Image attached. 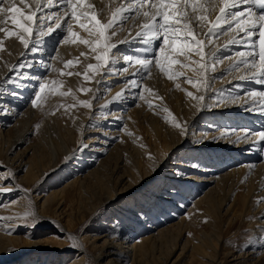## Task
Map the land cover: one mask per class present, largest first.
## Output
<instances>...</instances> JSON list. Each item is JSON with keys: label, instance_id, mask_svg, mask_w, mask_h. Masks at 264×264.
<instances>
[{"label": "bare ground", "instance_id": "bare-ground-1", "mask_svg": "<svg viewBox=\"0 0 264 264\" xmlns=\"http://www.w3.org/2000/svg\"><path fill=\"white\" fill-rule=\"evenodd\" d=\"M16 1H19L20 5L27 4L31 9L35 8V0H25V3H21V0ZM91 1L96 11L99 13H97L98 16L102 13V6L108 5L110 2V0ZM123 1H125V4L128 2V0ZM44 2L45 1L41 0L42 5ZM53 3L55 5L56 0H53ZM24 8L26 11L23 12L26 14L29 13V7ZM45 10L48 11L49 14L58 11L57 7L46 8ZM215 14H218V12ZM109 16L110 15L100 19L102 22L107 23L111 18ZM7 18V15L0 14V20ZM212 18H214V16L210 15V19ZM9 23V21L6 25L0 23V27L6 26L11 30L12 27ZM66 23L67 20H64L63 23H61V29H55L49 35L40 39L38 38V40L42 39V47L35 53L30 50L29 52H27V50L25 51V48L18 39L13 37V39L7 40L6 35L0 32V40H7L4 42L5 45L12 42V47L15 49L9 53V55L5 54L7 52L4 50L0 51V169H5V172H2L3 174L1 173L0 177V192L2 193L1 197L3 200L20 190L22 191L21 195L24 192L27 194L30 193L28 191L29 189L22 187L23 183L31 186L30 191H33V189L37 190L33 187L35 181L38 179H36L38 173L36 174L34 170L38 167H43V164H45V162H43L44 159L41 157L36 160L30 159L26 161L25 166L27 165V169H25V175H23L20 183L15 182L16 180H14V178L24 168L23 162L25 160L24 156L26 150L19 151L17 156L15 155L14 159L10 161L8 153L12 151L14 147L21 145V142L25 140L26 136L29 134L26 133L27 129L25 128L30 126L32 121L34 122L38 116L31 107L24 113L26 118L24 117L20 122L16 123V126L10 128V139L8 138L5 140L2 130L3 127L9 125L15 118L13 117L14 112L18 114L21 106L27 103L26 99L28 93L36 87L35 83L40 79L37 75L42 76L46 74L47 71H50L48 74V81L57 80L62 77L61 73L66 74L69 71L80 73V75L76 74V76L81 80L85 73H87L90 79L93 76V72L88 71L87 66L97 63L95 60V53H93L88 46L79 43L72 44L69 42L65 44L63 40H61L55 61L51 63V69L48 63L47 65L43 64L45 65L44 67L35 65V63L38 62V60H34L36 57H39V59L47 57L50 51L53 50L56 45V38L58 37L56 35H60L62 32L64 37L67 35V33L62 30ZM139 23H142V21L135 22L130 20L124 24V31L120 32L121 30H118L115 41L113 39V42L117 43V49L113 50L114 53H116V57L121 53H124L121 54L123 56L139 55L143 57L145 55L143 51H140L145 46L138 42L139 38H137L136 41L132 39L135 37L136 31L139 30ZM73 30L78 32L83 38H88L87 33L75 23L73 25ZM129 33H131V36H129ZM126 37L129 39V43L120 44L119 41ZM200 38L205 39L208 45L205 49L206 53L210 50L215 51L216 56L221 58L233 54L232 59L225 58L217 63L219 65L218 67H220L218 70H214L215 72L211 71V74H205L209 81L206 90L198 91L195 87L188 84L181 87L179 91L176 88L175 93H173L171 92L172 86L177 83L181 84L182 81L180 79L169 80L155 67H152L150 76L147 79H143L139 74L140 66L129 64V62L123 60L115 65L110 64V66L116 69L113 73H108L107 69H102L100 74L104 73L105 78L103 80L99 78L100 74H95L93 82L91 81L93 83L92 91L87 98H89L92 106L94 105L96 107H94L96 111H92V115H90L91 112H89L87 116L78 117V122L74 126L76 128L75 132L77 133L74 134L66 130L62 134L61 132L58 134H52L50 132V148L47 154L50 158L48 159V164H45L43 173L46 170H53L56 173L64 172L67 167V162L72 160L71 167H78L75 170V175H77L78 178L67 182L66 186L75 185L80 181V177L82 178L83 176L80 174L81 171H85L93 166L95 161H99V157L108 152V147L112 143L114 144L117 142V144L114 145L115 148H112L116 150L118 146V148L126 147L131 141L130 143L134 146L138 160H136L137 157H135L136 159L134 158L135 160L132 161L133 164L131 166L133 171L130 170L128 173V171L125 170L122 173L123 176L119 177L118 183L138 184L136 187L128 188L129 191L125 192L127 195H131L141 187H146L148 193H156L157 195H155V198L157 201L159 199L157 202L159 207L158 210L154 211V208H152L156 204V199L153 197V200H151V197L149 202L147 201L145 205H142L139 211H137L138 213L134 214V217H138L139 219L143 218V225L139 226L138 224L139 227L137 225V227H134V220L129 219L124 225L125 233L119 232L116 238L114 234L109 233L108 230L102 231L103 234L99 237L104 238V240L101 245L97 246L96 256L90 255L86 251V248L81 247L80 252L83 254L81 258L87 257L89 263L100 264L104 259H108L105 264H116L118 261L127 263L128 259L133 257V262L131 264H144L145 260L147 261L149 257V252L152 251L151 247H154L155 243L160 240V238L157 239L156 235L158 234H150L152 229L161 222L165 223L167 219L168 221L169 219L172 220L175 215L176 217L177 215L179 216L181 211H183V207H185L189 201L214 182L217 183L216 186L211 187L202 196L198 197L193 206L189 209V211H192L191 215L194 214V218L196 217L195 224L200 222L207 215L211 218L214 216L218 220L219 226H221L222 223H226V220L227 223H229L239 218L241 220L239 223L243 221L242 223L247 225V229H249L251 234L250 237H252V242L247 244L248 246L246 245L242 250L251 252L249 254H255L258 252L256 251L257 248L264 247V151L260 150L264 147V142L259 141L258 138L242 139L237 142V137L250 135V132L247 130L259 128L264 124V115H261L256 110H250L252 106L257 103V100H253V98L247 95L251 90H264V85L253 83L248 78L240 79L241 76L245 75L247 69H240L235 73L233 71L229 72L233 65L240 59L235 56V53L244 50L239 44L228 45L226 48L225 44L230 39V36H218L214 38L211 43H208L207 37L202 31L200 33ZM155 43L156 46H158L160 42L156 41ZM151 55L152 53L149 52V58H151ZM180 59L183 60L184 58L180 57ZM192 59H199V57H193ZM42 60H45V58ZM69 61L73 62L75 70L70 67H65ZM76 61H79L80 65L76 64L75 66ZM21 63L25 65L31 64L32 67H24L23 69H15L14 71L15 66ZM53 68L55 71L52 70ZM124 68H127L128 71H123ZM216 68L217 67H215V69ZM177 70L185 71L186 76L192 77L193 79H204V77H199L192 71L179 69L178 66ZM223 70L229 72L228 75L222 78L221 81L218 80L213 90L208 92L212 84L211 78L219 76L220 72ZM117 71L121 72L119 76H117ZM21 72H23L24 75H21ZM9 73H13L10 76L11 79H8ZM34 73L36 76L32 77ZM213 73H215V76H211ZM158 76H161L160 79L163 81V93L161 96L153 95L154 92L151 94L143 91L145 87L152 89V87L155 86L153 80L157 82L160 80ZM132 79L140 81L142 86L131 87L127 82ZM67 80L73 81V79ZM89 80H87V83ZM214 81H217V79ZM183 83L186 84L187 82L183 81ZM78 84L80 85L81 83L79 82ZM75 89L77 90L73 85L74 92L76 91ZM119 92H123L124 95L117 101L114 98ZM187 92H192L194 96L204 95L205 99L198 105L196 100L186 94ZM172 94L176 95L178 100L175 102V110L170 109L169 111L167 106L171 105L169 104V98L172 97ZM51 95L52 93L48 96ZM141 95H143L144 99L139 98ZM236 96H240L241 98L233 103L232 100ZM62 97L59 99H62ZM70 97L72 96L70 95ZM54 101H57V99ZM135 103L136 106L132 108V105ZM75 104L76 103H74V105ZM150 105H154V107H150ZM165 109L168 111H165ZM10 110L14 112L11 113L9 112ZM110 111H112V113ZM169 112L175 117V120L172 119V116H169ZM157 120L161 121L163 126H160ZM145 121L148 125V128H146L147 131H144L145 129L141 125V123ZM176 124H180L181 127H177ZM121 126L122 129L119 131ZM190 126H196L199 130L198 133L194 128L190 129ZM235 126H238L239 129L237 130ZM201 134H203L202 137ZM82 136H86L83 140V144L81 143ZM117 136L119 139H116ZM189 144L193 145L190 147L188 146ZM82 145H86V147H82ZM136 155L133 154V156ZM99 162L96 168L97 172L100 171L99 169L102 167V160ZM193 165H197V167H193ZM228 168L231 169L226 171L227 173L224 174L225 176L220 175L222 171ZM68 169H70L69 166L67 167V170ZM8 172L11 173L12 178L10 181L6 182ZM126 172L127 174H125ZM68 173L70 172L65 173V179L66 176L70 175ZM225 182L230 183V189L237 188L238 190L242 188L240 186L248 182L249 185L247 184V186L249 188L246 192L252 191L251 193H253V195L248 193V196H240L242 202L239 205V209L235 207V205H237L235 201L236 198L235 200L233 199L234 201L226 208V213L229 212L228 214L231 215L230 218H228V215L226 220L222 218V208L224 204H227L228 200H226V197L222 196L220 191V188L224 187L223 185ZM161 186H164L163 189ZM160 188L162 189V193L160 192L161 194L159 195L156 191ZM64 190L65 189H58L52 191L48 196L47 193L40 196L45 198L40 211L38 213L35 212L36 220L43 216V212L53 209L52 203L56 201L55 199H57L59 194ZM249 195H251V198L253 196V199H250ZM7 208V213H2L3 210L0 209V262L6 264H30L29 261H26L31 258L30 256L22 258L23 255L21 254H11L16 242L34 244L29 238L20 240L13 235V233H17L19 230L18 225L20 224L21 217H24V215L30 211V208H26L25 204L16 208L14 203ZM143 211H147V213L145 214ZM191 215L182 216L180 223L188 220ZM134 229H137V233L145 232L148 235L142 236L131 246L129 238L133 235ZM163 230L161 231L164 232ZM259 234H261V236ZM213 238L214 239L209 238L208 235H204V232L198 243L194 242L191 238H187V242L182 246L179 256L173 263L211 264L209 263V261H211L210 259L215 258L217 255L219 257L225 255L221 252L219 247L221 245V238L217 236ZM107 239H109L110 242H115L116 248L111 249V246L107 245ZM169 239L171 240V237H169ZM115 240L121 242L119 243ZM162 241L160 240V242L156 244L160 245ZM122 243H129L128 247L131 246V250L133 247L132 254L129 253L131 250L125 251V249L122 248ZM168 245L166 251L161 250L160 254L156 256V260H158L160 264H168L173 255L172 252L178 247L176 240L170 241ZM128 247H126V249H128ZM117 248L119 250H117ZM123 249L124 251H122ZM207 249L210 250V252H208ZM186 252H188V259H185V261L181 260L187 256ZM79 255L80 254L77 256ZM243 258H245V256ZM82 260L83 259L75 260L71 264L81 263ZM245 261L238 262V264H252L245 263ZM221 262V260H214L213 264H221ZM254 264L259 263L257 261V263Z\"/></svg>", "mask_w": 264, "mask_h": 264}, {"label": "rangeland", "instance_id": "rangeland-1", "mask_svg": "<svg viewBox=\"0 0 264 264\" xmlns=\"http://www.w3.org/2000/svg\"><path fill=\"white\" fill-rule=\"evenodd\" d=\"M42 1H45V0H42ZM18 2L19 1H16V0H4V3L0 6L7 8L8 6H10V4H16V6L21 8L22 11H26V9L24 8L25 5H20V2L19 3ZM89 2L91 4H93L91 0H89ZM94 2H97V0ZM122 2L124 3L125 1H123V0H110L108 5L102 6V13L104 15L101 13V15H99L98 17L104 18L108 15H110L109 17H112V14L116 11V8ZM23 9H25V10H23ZM46 12H48V11H46ZM4 15L8 16L7 19L10 22L9 23L10 26L12 27L11 30H13V31L18 30L19 31V29L15 28V26L11 23V15L12 14L6 13ZM63 21H61V23H63ZM55 22H56V20L54 17V19H52V21H50V23L52 25H55ZM122 31H124V29H122L120 32H122ZM117 33H118V31L116 32V34ZM62 34H63V32L60 35H56V36H58L56 38V43H55L56 45L54 46L53 50L50 51V53H49V55H47V57H43L41 59H39V57H36L34 59V60H38V62H36L35 65H37V66L39 65V67H42V66L44 67L45 65H43V64L47 65V63H48L50 65V69H51V67H52L51 63H54L55 58H56V53H57L59 46L61 44V40L64 37V34L63 35ZM115 36L112 38V40L114 39V41H115V38L117 37V36L116 37ZM38 38L40 39V37L35 35V34L32 37L33 40H38ZM6 39L8 40L11 38L6 37ZM7 40L4 41V39H3L4 42H6ZM9 44H6V45L4 44L5 46H3V50L5 52H7V53H5V52L4 53L7 55H9V53H11L13 50H15L14 47H12V42H10ZM25 51H26V49H25ZM27 52H29V50H27ZM121 54H124V53H121ZM121 54L116 57L117 63H120L121 61L124 60L123 59L124 56ZM232 56H233V54L232 55L231 54L226 55L225 57L222 58V60L225 58H228V57H232ZM44 58H45V60H42ZM76 64L80 65V62L78 61V63H77V61H76L75 66H76ZM218 66L219 65L216 63L215 67H217V68L215 70H218L220 68ZM70 68L74 69L73 66H71ZM213 72H215V71H213ZM233 72L235 73L236 71H233ZM49 73H50V71H47V73L42 75V76L37 75L38 77H40L39 81L37 80V83L38 82L39 83L44 82L45 78L47 80ZM67 73H72V75H68ZM67 73L64 74L65 76L62 75V77L55 80V81L62 82L63 86L61 88H59L58 92L52 93V95H51L52 97L48 96L43 101L41 107H39V108H33L30 104V101L33 99V93H34V91L37 90V87H34V89L28 93V96L26 99L27 103L23 104V106H21L18 114L16 112L12 111V112H14L13 117H15V118L12 120V122L9 125L2 128L3 137L5 138V140L8 138L10 139L11 138V136H10L11 129L10 128L12 126H16V123L20 122L25 117L24 113L27 109H29L31 107V109H33V111H35V114L36 113L38 114L35 121L34 122L32 121L33 125L31 123L30 126L25 128V129H27L26 133H29L26 136L25 140H23L21 142V145L14 147L13 150L8 153V156H9L8 158H10L9 159V161H10V160L14 159L15 155L17 156V153L19 151L26 150V153L24 156L25 160L23 162L24 168L14 178V180H16L15 181L16 183H20L23 175H25V173H26L25 172V169H27V165L25 166L26 161H28L30 159L36 160V159H39V157L44 159L43 162H45V164L49 161L48 159L50 157L47 154L49 153V148H50L49 146H50V140H51V133L52 134L53 133L58 134L59 132H61V134H62L66 130V131H71V133L73 132L75 134L77 132H75L76 128L74 126L77 124L78 119L80 117L89 115V112H91L90 115H92V113L94 111H96V110H94L96 108L94 105L92 106L91 109H89V108L82 107L79 103L82 101H89V98H87V96L90 94L91 91L87 92L85 94L82 91V89H92V87H93L92 82H93L95 74L93 73V76L88 81V83H91V84H88L87 81H84L83 79L82 80L79 79L78 76H76L75 71H69ZM209 73L211 74V72H209ZM228 73L229 72H226L225 70L221 71L220 75L215 77L217 79V81H214L212 79L213 78L212 77L211 78L212 84H211V87L209 88L208 92L212 91L215 83L218 82V80L221 81L222 78H224L225 76L228 75ZM12 74L13 73H9L8 77H10ZM120 74H121V72H118L117 76H119ZM214 74L215 73H213V75H211V76H215ZM34 76H36L35 73L32 75V77H34ZM99 78L101 80H103L105 78L104 73H101L99 75ZM160 78H161V76H158V79H160ZM67 79H73V81L67 80ZM180 80L182 81V83L180 84V88L183 87L184 85H188V83H186V84H184L185 82L183 83V81H185L184 78H180ZM82 81H83V83H82ZM79 82L81 83L80 85L78 84ZM155 82H157V81L153 80V83L155 85L153 87L154 88L156 87V88L154 89L152 87L153 91L151 92V94L154 92L153 95L161 96V94L163 93V90H162L163 89V84H162L163 81H162V79H160L157 83H155ZM37 83H35L36 86H37ZM73 85H74V87L77 88V90L75 89L76 90L75 92L73 91ZM78 86L80 88L82 87L81 90ZM179 89H178V91H179ZM78 90H80V91H78ZM175 91H176V85H173L171 92L175 93ZM59 92L69 93L68 94L69 96L64 95L63 96L64 98H63L62 95L59 94ZM76 92H77V94H76ZM70 95L72 97H74V95H75V97L72 98V97H70ZM61 97H62V99H59ZM56 99H57V101H54ZM61 100H64V101H61ZM177 100H178V98L176 97V95L172 94V97L169 98V104H171V105L167 106L169 111H170V109L171 110L174 109L175 104H176L175 102ZM51 102H53V103H51ZM74 103H76V104L74 105ZM134 106H136V103L132 105V108H134ZM9 112H11V110ZM110 112L112 113V111H110ZM157 123L160 126H163L161 121L157 120ZM182 124H184V123H182ZM141 125L145 129V130L144 129L143 130L147 131L146 130V128H148L147 122L146 121L142 122ZM37 126H39V127H37ZM193 128L198 133L199 130L197 129L196 126H194V127L190 126V129H193ZM235 128L237 130L239 129L238 126H235ZM120 129H122V126L119 128V131H120ZM202 136H203V134H201V137ZM85 137L86 136H82V138H81L82 144H83V140ZM116 139H119V137L117 136ZM130 142L128 143V145L126 147L118 148L119 147L118 146L116 148V150L112 149V148H115L114 145H116L117 142L114 144L112 143L108 147V152L102 154L99 157V161L102 160V162H101L102 167L99 169L100 171L97 172V170H96L97 165L100 162L95 161V163H93V166L86 169L85 171H81L80 174H82L83 176H82V178L80 177V181L77 182L75 185H70V186L67 185L66 186L67 182H70V181L78 178V176L75 175L76 174L75 170L78 167L77 166L71 167V162H73V161L70 160L69 162H67V167L69 166L70 169L67 170V167H66L64 172L56 173L53 170H51V171L46 170L43 173L45 164H43L44 165L43 167L41 166V167L36 168V170H34V172L36 174L38 173V176L36 177V179L37 178L38 179H37V181H35L33 187H35L37 190L33 189V191H30L31 186H29L26 183L22 184V187L29 189L28 190L30 192V193H28L29 195L26 192H24L21 195L22 191L20 190V191L16 192L15 194H12V196H9L7 199L3 200V198L1 197L2 193L0 192V209L3 210L2 213H7L8 212L7 207L11 206V204H13V203L15 204L16 208H18V206H20V205L25 204V207L26 208L29 207L30 211H32V212L34 211V212L38 213L41 209V205H42L43 200L45 198V197H40L41 195L47 193V196H48L54 190L65 189L63 192H61L59 194L58 198L55 199L56 201H54L52 203L53 209L51 211L49 210L47 212H43L42 213L43 216H41L38 220L35 219V221H33V218H29L27 221H25L24 219H20V224L18 225L19 230L17 233H13V235L16 236L17 238H19L20 240H24L25 238H29L31 241L34 242V244H26V243L23 244L22 242H16L15 247L13 248V252H11V254H21V255H23L22 258H24L25 256H30L31 258H29V260L28 259L26 260L27 262L29 261L30 264H38V263H40V264H71L75 260H81V259H83L82 262L77 263V264H92V263L88 262L87 257L81 258L83 255L80 252L81 247L86 248V251L90 255L96 256V248L98 245H101L102 241L104 240V238L99 237L100 235L103 234L102 231L108 230V232L111 234H114V237L116 238L117 235H119V232H121L123 234L125 233L124 232V225H125L126 221L128 222L129 219L134 220V222H135L134 227H137L138 224H139V226L143 225V223H142L143 218L139 219L138 217H134V214H137L138 213L137 211H139L141 206L145 205V203L147 201L149 202V199H151V197H152L151 200H153V197L155 198V195H157V194L156 193L152 194V192L148 193L146 187H141V188H139L138 191L132 193L131 195H127V194H125V192L129 191L130 187L138 186V184L132 185L130 183H127V184H125V183L119 184L118 183L119 177L123 176L122 173L125 170L128 171V173L130 172V170L133 171V169H131V166L133 164L132 161H134L136 159L135 157H137V155L135 154L134 146H132V144ZM215 143H216V141H215ZM192 145L193 144H189L188 146L191 147ZM133 154L136 156H133ZM136 160H138V157ZM118 168H120V169H118ZM230 169L228 168L227 170L222 171L220 173V175L225 176L224 174L227 173L226 171H228ZM2 172H5V169H0V177H1ZM67 172H70V173H68L70 175L66 176V179H65L64 176L66 175L65 173H67ZM118 172H119V174H118ZM125 174H127V172ZM7 175L8 176H7L6 182L10 181V179L12 178L11 173L8 172ZM228 182H225V184L223 185L224 187L220 188L222 196L226 197L227 198L226 200H228L227 204H224V206L222 208V215H223L222 218H224L225 220L229 215L228 214L229 212L226 213V211H227L226 208L232 203V201L235 200V198H236L235 201L237 202V205H235V207L239 209V205L242 202V199L240 200V196H242V197L244 195L248 196V193L253 195V193H251L252 191L246 192V191H248V188H249L247 186L248 182L245 183L246 185L244 184L243 186H240L242 188H239V190L237 188H231L230 189V183H228ZM216 184H217L216 182L212 183L203 192H200L199 194H197V196H195L191 201H189L186 204L187 207L186 206L183 207V211H181V214L179 216L177 215V217H176V215H175V216H173L172 220L169 219V221H168V219H167L165 221V223L161 222L160 224L156 225V227L154 229H152L150 234H152V235L158 234V235H156L157 239L160 238L161 241L162 240H164V241H162V243H160V245H157L156 243H159L160 242V240H159L155 243V246L153 245L154 247H151L152 251L149 252V254H148L149 257H148L147 261L145 260V262L147 264H160V262H158V260H156V256L158 254H160L161 250L166 251L167 247L169 246L168 243L172 240L177 241L178 247L172 252L173 255L171 256L170 262L168 264H178V262L173 263V261L175 259H177V257L179 256V253L182 250V246H184V244L187 242V238L188 239L191 238L194 242L198 243V241L200 240V237L203 236V232H204V235H208L209 238L214 239L213 238L214 236L221 238V242H220L221 245L219 247L221 249V252L225 254V255H222L221 257H219L217 255L215 258L210 259L211 261H209V263L213 264L214 260H221L222 261L221 264H228V263L238 264V262H241V261L243 262L246 260L245 263L254 264V263H257V261H258L259 264H264V252H263L264 247L263 248H257L256 251H258V252L260 251V252L259 253L257 252L255 254H249L251 252H246V250H242V248H245V246L247 244H250L252 242V239H251L252 237H250L251 234H250L249 229H247V225L245 223H242L243 221L241 223H239L241 221L239 218L237 220H235L236 222L233 221V222L227 223V220H226V223H222V225L219 226L218 220L213 215H212L213 216L212 218L209 215H207L200 222L195 224L196 217L194 218V214L191 215L192 211H189V209L193 206L194 202L197 200L198 197L202 196L211 187L216 186ZM163 187L161 186L162 189H163ZM161 188L156 191L159 193V195L162 193ZM118 194H120V195H118ZM251 195H249V198L253 199V196L251 198ZM36 198H37V200H36ZM238 200H240V201H238ZM158 201H159V199H158ZM158 201L156 199V204L154 205V207H152V208H154V211L159 209V207L157 205ZM29 203H30V205H29ZM142 209H143V207H142ZM143 212L145 214L147 213V211H143ZM184 215H187V216L191 215V217L188 220H186L185 222L180 223V219ZM230 217H231V215H229L228 218H230ZM181 224H183V225H181ZM160 229L161 230L164 229L163 230L164 232H162ZM159 231L162 233H160ZM147 235L148 234L145 232L137 233V229H134L133 235H131V237L129 238V242H131L130 245L133 246L134 245L133 243H136L142 236H147ZM259 235L261 236V234H259ZM69 236L74 237L75 240L78 241V245H79L78 248L72 247V241L68 239ZM169 237H171V240L169 239ZM115 241H118L119 243L121 242L119 240H115ZM106 242H107L108 246H111V249L116 248L115 242H110L109 239H107ZM122 242H124V241H122ZM163 243H164V245H163ZM128 245H129V243H126V244L122 243V248H124L125 251L126 250L130 251L131 246L128 247ZM151 246H152V243H151ZM126 247H128V249H126ZM122 248H120V249H122ZM154 248H155V251H154ZM124 249L122 251H124ZM156 249H159V250H156ZM117 250H119V249L117 248ZM132 250H133V247H132ZM132 250L129 253L132 254V252H133ZM208 252H210V250H208ZM78 254H80V255L77 256ZM153 254L155 255V257ZM186 254H187V256H185L181 260L185 261V259L186 260L188 259V252H186ZM244 256H245V258H243ZM240 257H242V258H240ZM46 259H48V260H46ZM104 260L102 262H100V264H105V262L108 259H104ZM132 262H133V257H130L128 259L127 263L126 262L121 263L118 261L116 264H131ZM145 262H144V264H146ZM0 264H6V263L0 262Z\"/></svg>", "mask_w": 264, "mask_h": 264}, {"label": "snow or ice", "instance_id": "snow-or-ice-1", "mask_svg": "<svg viewBox=\"0 0 264 264\" xmlns=\"http://www.w3.org/2000/svg\"><path fill=\"white\" fill-rule=\"evenodd\" d=\"M4 0H0V5ZM25 3V0H21ZM29 7V13H25L15 4H10L7 8L0 6V14L11 13V23L19 31H13L9 28L0 27V32L6 37L19 40L26 50L35 53L42 47L41 40H33V35L43 38L55 29H61V21L67 20L63 27V31L67 33L62 38L63 43L67 44H83L88 46L95 53L96 64H89L88 71L94 74H100L102 69H107L108 73H113L116 69L111 65L117 63L116 53L113 50L117 49V43H114L112 38L118 30H122L124 24L128 21L139 23V30L136 31L133 41L138 42L145 47L143 57L137 55H125L123 59L129 64L140 66V75L143 79H147L152 67L158 68L169 80H179L184 77L185 81L199 90H206L208 86V78L206 73L215 70L216 63L222 60L217 57L215 51L205 49L208 46L205 39L200 38V33L203 31L207 37L208 43H211L214 38L222 36H230V39L225 44H239L244 50L237 51L236 57L240 59L229 70V72L240 69H247L244 76L240 79L248 78L251 82L264 85V0H128L121 3L116 11L112 14L111 19L104 23L98 17L95 6L89 3V0H56L54 5L53 0H45L41 4V0H35V8ZM57 7L58 11L49 14L45 11L46 8ZM218 14H215L217 13ZM39 14V15H38ZM210 15L214 18L210 19ZM55 17V25L50 21ZM7 19L0 20V23L7 24ZM74 23L78 25L88 38H83L78 32L73 30ZM47 25V26H46ZM135 27V24H134ZM206 30V31H205ZM235 34V35H233ZM131 36V33H129ZM156 41L159 45L156 46ZM120 44L129 43L126 37L119 41ZM4 41L0 40V51L3 50ZM151 52V58L148 53ZM180 57L184 59L181 60ZM199 57V59H192ZM232 59V57H228ZM78 63V61H77ZM73 66V62L69 61L65 67ZM192 71L199 77L204 79H193L186 76L185 71ZM24 67H32L31 64L25 65L21 63L16 65L15 69H23ZM55 71V69H52ZM123 71H128L124 68ZM24 75L23 72L20 73ZM65 73H61L64 75ZM72 75V73H67ZM80 75V73H76ZM8 79H11L9 77ZM84 80H89L87 73L83 74ZM213 80L216 78L213 77ZM131 87H141V82L137 79H132L127 82ZM62 82L44 80L42 83H37V90L33 93V99L30 104L33 108L41 107L43 101L51 93L58 92ZM176 88H180V84H176ZM86 94L92 91L91 89H82ZM143 91L151 93L150 88H143ZM60 95H68L69 93L60 92ZM189 97L197 101L199 105L205 99L204 95L194 96L192 92L186 93ZM124 95L123 92L116 94L115 100H120ZM247 95L257 103L250 110H256L261 115H264V90H251ZM144 99L143 95L139 97ZM241 97L236 96L232 102L235 103ZM258 98V99H257ZM82 107L92 108L90 101L79 102ZM154 107V105H150ZM165 111H168L165 109ZM169 116L172 114L169 112ZM175 120V117L172 116ZM181 127L180 124H176ZM39 127V126H37ZM250 135L245 137H237V142L242 139L258 138L264 142V124L259 128L247 130ZM86 147V145H82ZM264 151V147L260 149ZM197 167V165H193ZM36 219L35 212H27L24 219ZM11 234V233H8ZM72 241V247L78 248V241L74 237L69 236Z\"/></svg>", "mask_w": 264, "mask_h": 264}]
</instances>
